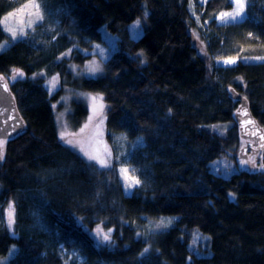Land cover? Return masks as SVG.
Returning a JSON list of instances; mask_svg holds the SVG:
<instances>
[{"label":"trees","instance_id":"1","mask_svg":"<svg viewBox=\"0 0 264 264\" xmlns=\"http://www.w3.org/2000/svg\"><path fill=\"white\" fill-rule=\"evenodd\" d=\"M24 1L0 0V75L25 124L3 145L0 214L5 207L14 214L11 227L0 220V261L264 264V157L249 152L228 176L210 166L229 152L244 159L235 92L264 131V60H247L264 56V0H248L245 16L212 29L205 45L193 34L200 29L189 0H37L42 20L13 39L2 18ZM232 7L231 0H207L204 18ZM137 18L141 35L134 38L129 25ZM102 28L118 48L99 75L79 77L71 63L92 57L86 51L104 42ZM213 50L237 62L216 66ZM14 70L24 75L12 79ZM54 75L60 85L50 95L45 83ZM66 87L101 97L111 146L106 166L61 139L52 103ZM68 117L80 132L86 104L73 99ZM212 123H228L225 134L202 128ZM122 166L140 181L130 193ZM96 226L111 229L108 244L94 242ZM196 229L209 236L206 247L195 244L203 255L189 247Z\"/></svg>","mask_w":264,"mask_h":264},{"label":"rangeland","instance_id":"2","mask_svg":"<svg viewBox=\"0 0 264 264\" xmlns=\"http://www.w3.org/2000/svg\"><path fill=\"white\" fill-rule=\"evenodd\" d=\"M207 2V0H189V8L191 11L192 16L194 17L198 29H193V34L197 38L198 42H202L205 45L207 38H209L210 32L212 29H216L219 25H224L227 23L235 22L241 20L246 14V7L248 4V0H245V10L242 14L241 18L237 20H227L222 22L219 17L221 12H232L235 4L234 0H231L233 7L231 10L221 11L216 15L210 18H204L203 14V6ZM36 5H39V9H37ZM37 11H39L40 19H37ZM43 18V10L39 2L37 0H25L23 4L10 12H8L2 18V25L7 32L11 35L13 33L16 34V38H24L26 34L33 30L37 23L40 22ZM139 21V24H137ZM213 25V26H212ZM129 31L132 37L137 38L141 35V22L140 19H135L129 25ZM102 35H103V43H95L93 44V48L91 51H86V53H90L92 57L86 59L83 64H73L71 63V68L75 70V74L79 77H92L97 76L101 73V65L102 62L109 56L111 52L118 48V41L116 36H112L105 28H102ZM6 43L1 45V48H5ZM203 48V45H201ZM223 54L229 53V50H221ZM234 59L235 63L237 62V57L233 55H222L219 56L216 50H213V60L216 66H232V64H226L225 61L228 59ZM264 60V56L260 58L254 59H247L250 61H257V60ZM95 66L98 70L96 72H92L91 68ZM55 78V81H53ZM60 81L57 75L50 77L46 83L45 87L50 95H53L55 91L59 88ZM80 92V93H79ZM60 97L52 103L57 123L59 126V131L61 134L64 135V139L73 141L72 148L79 152V154L89 163L96 164L98 166H106L109 163L110 155H111V146L110 142L107 140V125H106V118L105 116H101V112L104 106V103L99 95H94L90 93H84L81 91H76L70 87H66L62 94L59 95ZM73 99H80L82 100L89 111V117L87 121L84 123L83 128L80 132L73 129L69 123L68 112L70 110L71 101ZM228 123H212V124H205L202 125V128L217 133L220 135L225 134V130L227 128ZM120 137V135H119ZM243 140V139H242ZM244 141V140H243ZM244 144V143H243ZM88 153L95 159H89ZM250 159V158H249ZM241 161H246L247 158L242 160L234 159L232 157V152H229L227 156L218 159L217 161H212L210 163L211 170L214 173H218L223 176H228L232 172L236 171L237 169L244 167L246 163H241ZM121 169H128L127 177L125 174L121 172ZM119 175L122 179L124 185V192L130 193L131 189L136 186L134 184L131 189L126 187L127 183H131L132 180H138L133 174L132 170L129 167L122 166L119 168ZM13 209L10 207H5L4 212L0 214V220H3L8 227H11L13 223ZM100 229L103 232H108V228H103L101 226H96L94 229L90 231L91 236L94 239V242L98 245H106L109 242H98L97 238V230ZM209 240V236L207 234L202 233L200 230H194L192 235V243L190 242V248L197 252L199 255H203L205 252L202 249L196 248L195 244L197 242H201L206 247V241ZM61 255L65 259H69L70 257L65 254L64 250H61Z\"/></svg>","mask_w":264,"mask_h":264},{"label":"water","instance_id":"3","mask_svg":"<svg viewBox=\"0 0 264 264\" xmlns=\"http://www.w3.org/2000/svg\"><path fill=\"white\" fill-rule=\"evenodd\" d=\"M0 140H7L18 135L24 129V121L20 116L14 96L8 86L7 80L0 75ZM7 83V90L4 84ZM238 100V106L234 112L239 136L245 141L239 150V158H247L249 152L260 154L264 157V131L253 117L248 103L239 93L233 94ZM246 113V114H245ZM3 157V148H2ZM2 158H0V162Z\"/></svg>","mask_w":264,"mask_h":264},{"label":"snow or ice","instance_id":"4","mask_svg":"<svg viewBox=\"0 0 264 264\" xmlns=\"http://www.w3.org/2000/svg\"><path fill=\"white\" fill-rule=\"evenodd\" d=\"M234 4L235 7L233 9L232 12H221L219 14V17H217L218 19H220L222 22L227 21V20H237L238 18L242 17V14L244 13L245 10V0H234ZM37 9H39V5H36ZM41 17L39 16V11H37V19H40ZM137 24H139V21H137ZM13 39L16 38V34L13 33L12 34ZM226 64H232L235 63V60L230 58L228 60L225 61ZM98 69L93 66L91 68L92 72H96ZM15 75L12 77V79H16L17 77H22L24 75L23 72L19 71V70H14ZM3 79V78H0ZM53 81H55V78H53ZM4 89L5 91L7 90V83L4 84ZM246 114V113H245ZM61 139H64V135L61 134ZM262 139H264V137H262ZM66 143L71 145L73 144V141L71 140H66ZM4 145V141L0 140V158H2V148ZM86 155H88V158L91 159H95V157H92L91 155H89L88 153H85ZM250 162V161H249ZM241 163H247L246 161H241ZM262 168H264V164L261 165ZM128 169H121V172L123 174H125V176L127 177V173H128ZM140 181L139 180H132L131 183H127L126 181V187L128 189H131L133 187L134 184H139ZM172 223V219H168L167 221L164 219H161L157 224L156 227L157 228H162V227H167L169 224ZM97 238H98V242L102 241V242H110L111 241V229L108 230V232H103L102 230L98 229L97 230ZM15 250L13 249L12 252H14ZM147 251V250H146ZM11 254V253H10ZM0 264H4L3 261H0Z\"/></svg>","mask_w":264,"mask_h":264},{"label":"flooded vegetation","instance_id":"5","mask_svg":"<svg viewBox=\"0 0 264 264\" xmlns=\"http://www.w3.org/2000/svg\"><path fill=\"white\" fill-rule=\"evenodd\" d=\"M251 154H249V156H250Z\"/></svg>","mask_w":264,"mask_h":264}]
</instances>
